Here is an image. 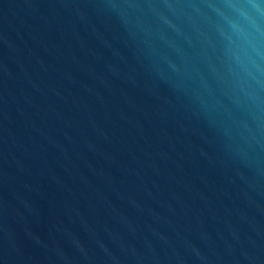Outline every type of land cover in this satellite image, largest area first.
Segmentation results:
<instances>
[{
	"label": "water",
	"instance_id": "95a60500",
	"mask_svg": "<svg viewBox=\"0 0 264 264\" xmlns=\"http://www.w3.org/2000/svg\"><path fill=\"white\" fill-rule=\"evenodd\" d=\"M0 264H264V0H0Z\"/></svg>",
	"mask_w": 264,
	"mask_h": 264
}]
</instances>
